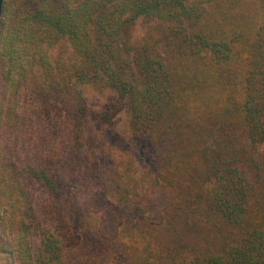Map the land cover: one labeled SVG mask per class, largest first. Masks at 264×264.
Returning a JSON list of instances; mask_svg holds the SVG:
<instances>
[{
    "label": "trees",
    "instance_id": "trees-1",
    "mask_svg": "<svg viewBox=\"0 0 264 264\" xmlns=\"http://www.w3.org/2000/svg\"><path fill=\"white\" fill-rule=\"evenodd\" d=\"M237 11L228 0H4L5 264H131L133 248L146 251L131 235L141 221L172 238L204 233L203 222L224 226L209 253L151 249L149 264H264V18L242 33ZM139 19L172 29L176 65L130 44ZM88 85L116 95L98 120L126 111L133 133L149 137L167 167L140 201L113 207L114 192L85 147ZM23 91L38 123L19 117ZM63 185L82 193L87 234L107 244L108 256L93 258L72 235Z\"/></svg>",
    "mask_w": 264,
    "mask_h": 264
},
{
    "label": "rangeland",
    "instance_id": "rangeland-1",
    "mask_svg": "<svg viewBox=\"0 0 264 264\" xmlns=\"http://www.w3.org/2000/svg\"><path fill=\"white\" fill-rule=\"evenodd\" d=\"M217 2L224 6V0H217ZM231 2H235L238 6L236 27L242 33L253 31L263 20L264 0H228V4ZM212 16L215 17V15ZM204 22L203 26L207 28L208 33L215 31L216 28L211 24L213 21L210 14H207ZM173 39L172 29L168 25L139 19L132 29L130 44L137 50L143 47H148V49L153 47L167 61L176 65L179 57L176 58L173 54L176 46L172 42ZM2 85L3 81L0 77V94ZM84 92L88 109L85 124V147L90 156L97 160L107 183L114 192L113 207L117 204L121 205L122 198L140 201L146 195L148 187L161 181L165 173L163 168L167 169V167L163 166L160 158L155 154V144L151 139L143 134L133 133L126 111H122L107 123H101L98 120L97 113L102 111L116 96L113 90L106 89L102 85H88L84 88ZM20 104L19 117L32 119L34 123H38L34 115L26 111L30 109L31 104L24 91ZM38 131L39 127L37 133ZM211 188L213 184L209 185L207 191H211ZM63 191L65 192L64 212L72 235L81 241L84 249L93 258L108 256L110 250L107 244L96 242L87 234L88 218L81 205L82 193L68 185H63ZM98 219H94L97 226L99 225ZM203 226L204 233L186 235L182 232L172 238L165 228L141 221V226L131 231V235L133 239L144 245L146 251H142L143 249H140L142 247H138V250L133 248L130 252L131 264H149L155 250H165L169 253L174 251L173 249L184 248L191 256L198 252L192 255L193 249H200L201 253L206 249L209 253L212 241L217 243L218 240H224V226L221 227V224L213 226L207 222H203ZM133 244L135 245L136 241H133ZM0 264H5V262L0 259Z\"/></svg>",
    "mask_w": 264,
    "mask_h": 264
},
{
    "label": "water",
    "instance_id": "water-1",
    "mask_svg": "<svg viewBox=\"0 0 264 264\" xmlns=\"http://www.w3.org/2000/svg\"><path fill=\"white\" fill-rule=\"evenodd\" d=\"M3 2L4 0H0V22H1V17H2Z\"/></svg>",
    "mask_w": 264,
    "mask_h": 264
}]
</instances>
